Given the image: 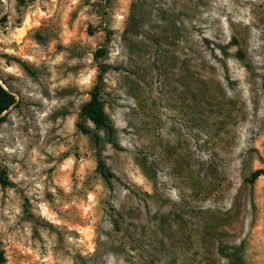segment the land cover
Listing matches in <instances>:
<instances>
[{"label":"rangeland","instance_id":"obj_1","mask_svg":"<svg viewBox=\"0 0 264 264\" xmlns=\"http://www.w3.org/2000/svg\"><path fill=\"white\" fill-rule=\"evenodd\" d=\"M0 82V264H264V0H0Z\"/></svg>","mask_w":264,"mask_h":264},{"label":"trees","instance_id":"obj_2","mask_svg":"<svg viewBox=\"0 0 264 264\" xmlns=\"http://www.w3.org/2000/svg\"><path fill=\"white\" fill-rule=\"evenodd\" d=\"M101 86L96 85L93 92L90 94V100L82 107L81 115L88 119L97 129H105L110 133L112 130L109 127V120L104 111L103 103L101 101ZM17 104L16 97L8 92L0 82V123L4 121V114L10 108ZM98 169L101 171L102 175L106 177L108 175L107 169L103 162L99 160ZM264 176V169L257 170L252 175V183L255 182L260 177ZM5 185L6 183L3 182ZM1 258V254H0Z\"/></svg>","mask_w":264,"mask_h":264}]
</instances>
